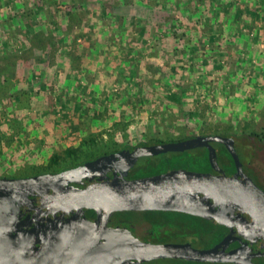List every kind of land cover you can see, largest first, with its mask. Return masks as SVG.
Segmentation results:
<instances>
[{
    "label": "trees",
    "instance_id": "16d2710c",
    "mask_svg": "<svg viewBox=\"0 0 264 264\" xmlns=\"http://www.w3.org/2000/svg\"><path fill=\"white\" fill-rule=\"evenodd\" d=\"M0 6L4 8L0 9V61L3 62L0 67V171L6 172L0 177L8 178H14L8 170L19 169L20 163L16 165L14 153L5 152L4 149L10 148L22 137L26 125L30 123L31 117L26 113L20 117L14 113L24 102L25 106L28 105L25 110L31 109L32 102H41L43 107L36 113L39 116L62 108L59 112L61 117L57 118L61 126L80 137L77 147L66 149V155L75 165L52 170L54 172L133 146L164 144L196 137L199 132L189 128L188 121L201 114L199 100L194 102L192 109L186 98L187 91L194 84L176 81L173 72L174 66L178 65L176 63L169 71L154 61L142 67L140 60L143 54L147 52L150 55L153 51L150 57L164 59L169 52H175L178 60L184 59L190 64L199 61V58L208 63V58L212 56L219 68L223 67L221 57L230 59L233 55L237 58L229 62L234 63L235 68L238 60L246 61V56L250 54L249 43L258 37L259 23L264 30V0H0ZM89 6L96 16L84 34L74 35L70 23L65 28L58 24L64 13L69 21L81 11L89 9ZM140 9L151 14L143 17L139 14ZM91 10L88 11L89 15L93 13ZM35 25L39 26V30H35ZM230 33L234 40L225 38ZM171 37L185 42L180 51L177 48L170 51L164 47L165 40ZM37 38L44 42L47 40V47L39 50L26 66L22 65L23 56L29 58L32 55L28 50ZM115 43L119 46H113ZM52 49L63 57V63L51 65ZM111 50H116L114 59H117L111 67L105 66L106 72L110 71L109 76H114L108 82L111 84H107L108 80H88L84 69L72 64L76 52L79 58L103 64L102 58L107 59ZM119 56L124 58L119 60ZM17 62L21 63V72L17 71ZM245 68L241 63L237 72L228 73L231 76L238 73L243 75ZM106 85H110V88H106ZM231 89L234 90V87ZM156 95L160 99L157 105L151 101ZM165 98L169 103L163 102ZM154 106L156 119L151 118L149 123L157 130L136 135L130 133L128 129L133 124L134 116ZM170 109L176 111L169 114L166 110ZM174 128H179L178 138L169 134ZM228 128L226 132L214 134L232 138L236 152L237 148L242 149L245 145L253 148L264 146V126L259 131H249L247 143L242 135L245 130L241 133L237 126L231 124ZM104 135L108 140H104ZM213 146L219 166L233 175L235 164L225 146L218 142H214ZM6 160L8 163H5ZM51 161L56 163L57 157H52ZM177 165L188 166L193 171L212 172L208 150L197 148L162 154L157 160L146 162L143 167L134 166L129 169L128 179L153 176L173 170ZM32 166L34 175L50 172L39 170L37 164ZM50 166V163L47 164L45 169ZM117 213L141 214L150 224L164 227L171 234L185 239L191 237L192 245L197 241L202 242L203 249L212 247L226 231L222 226L180 212Z\"/></svg>",
    "mask_w": 264,
    "mask_h": 264
},
{
    "label": "water",
    "instance_id": "95a60500",
    "mask_svg": "<svg viewBox=\"0 0 264 264\" xmlns=\"http://www.w3.org/2000/svg\"><path fill=\"white\" fill-rule=\"evenodd\" d=\"M214 142L223 144L232 157L235 164L233 175L219 166ZM197 148L208 150L212 172L173 169L137 179L117 176V170L124 161L134 164L140 157ZM130 168H124L122 173L126 176ZM108 172L113 173L112 178L107 176ZM86 182L88 184L85 185ZM32 196L46 198L44 207L76 209L80 213L84 209L106 214L118 211L180 212L224 225L231 233L236 232V236L229 234L216 246L200 250L190 244H144L115 231L107 236L104 235L105 229L99 235L85 238L73 224L67 227L66 224L54 225L52 222L48 226L28 230L27 223L19 222L17 215L22 207L31 206ZM79 225L84 226V223ZM90 225L94 229L99 226L98 223ZM66 230L71 236L62 237V231ZM113 236L117 244L109 242ZM70 239H78V242L66 241ZM82 239L88 241L82 243ZM257 239H264V190L246 177L233 139L228 137L196 136L183 141L121 150L59 173L0 177V264H59L58 259L66 251L71 252L68 248L62 251L64 247L78 251L80 261L76 264H126L128 257L135 260L132 264L166 258L254 264L251 251ZM231 241H239L240 246L226 251ZM130 248L134 250L128 254ZM137 251L142 254L137 255ZM259 253L264 254V250ZM114 258L117 263H113Z\"/></svg>",
    "mask_w": 264,
    "mask_h": 264
},
{
    "label": "rangeland",
    "instance_id": "374dc122",
    "mask_svg": "<svg viewBox=\"0 0 264 264\" xmlns=\"http://www.w3.org/2000/svg\"><path fill=\"white\" fill-rule=\"evenodd\" d=\"M89 1L92 0H87V2ZM88 8L89 9L87 10L81 11L76 18H71L69 21L67 17H65L66 14L64 13L62 17L59 18L58 24L61 28H65L68 27V23H70V26L73 28L74 35L84 34L85 32H87L86 30L88 29L89 24L93 21L92 18L96 16L95 12L91 10V7L89 6ZM0 9L4 8H1L0 6ZM89 10L93 12L91 15H89L88 13ZM0 14H2V11L0 12ZM139 14L143 17H147V15H150L151 13L144 9H140ZM258 26V37H256L255 41L249 43L250 54L246 56V61H243L241 59L240 61L238 60V62H236L235 64V68H233L234 63L229 62L231 60L234 61L237 58L233 55L230 57V59L221 57L220 63L223 65V67L219 68L216 65V63H218L217 60L214 61V57L212 56L208 58V63H204L202 59L203 57H201L202 60H200L199 58V61L197 60L190 64L188 63L189 61H186L184 59L178 60L175 52H169L168 54H166V58L164 59L150 57L153 51L150 55L147 52L143 54V57L140 60L142 67L148 65L149 62L154 61L160 65H163L165 70L169 71L173 66L172 64L176 63L178 65L174 66L175 71H173L176 81L184 84H194V86H192L187 91L186 98H188V103L193 106L191 107L192 109L195 106L194 102L196 100H199L201 114H199V116H196V118L190 119L188 121V127L197 129V131L199 132L197 136L215 135V132H226L229 129V125L231 124L233 126H237L239 128V132L241 133L243 132V130H245L244 134L242 135L246 137V139H244V142H246L250 137L248 135L249 131H259L261 126H264V30H262L260 23L258 24ZM35 30H39L38 25H35ZM230 35L231 33L227 34L225 38L234 40V38ZM29 44L27 45L28 47L30 46ZM184 44L185 42L181 39L179 40L178 37H171L165 40L164 47L166 49H169L170 51L174 48H177V50L180 51ZM47 45V40H45L44 42V40L40 41L39 38H37L35 42L31 43V49L28 50V53H32V55L29 58L23 56L22 65L26 66L28 63H30L33 59L32 57H36V55H38L39 53V50H45V47H47ZM113 46L119 45L115 43V45ZM246 49L247 48H245L244 50L246 51ZM114 52H116V50ZM114 52L111 50L107 59L102 58L103 64H105L104 62H108V64L106 63L104 66L102 63V65L98 64L97 61L91 62L88 61V59L86 60L82 57L79 58L77 52L74 53L75 56L72 64L73 66L78 67V69L83 68L85 71V76L88 80L99 79L100 82H105V80H108L107 84H111L108 82H110L114 78V76H109L110 71L107 70L106 72L105 66L108 65L109 68L114 65V61L117 60L114 59L116 55V53ZM152 56L155 55L153 54ZM62 58L63 57L59 56V52H57L55 49L51 50L50 62L52 66L57 65V63H63L64 61L62 60ZM118 58L119 60H121V58L124 57L119 56ZM241 63L242 65L247 67L245 68V72L243 73V75L238 73L234 76H231L228 72H233L234 70L237 72ZM2 64L3 62L0 61V67H2ZM20 64L21 63L19 62H17L16 64L18 72H21ZM32 64L36 66L35 63L32 62ZM231 77H233L234 79L232 80ZM232 87H234V90L231 89ZM106 88H110V85H106ZM256 92H258V94ZM151 101L156 102V105L159 104V95L158 97L156 95L154 97V100L152 98ZM163 102L169 103L167 98H165ZM25 105L26 102L21 103L20 106L17 107V110L15 109L16 112L14 113L17 117H20L21 115L26 113L31 117L30 123L26 125L27 129L23 133V136L20 137L14 144H12L10 148L4 149L5 152L12 151V153H14L13 161L16 165L20 163L19 169L15 167L14 170L13 168L12 170H8L9 175H13L14 177L32 176L34 175V168L32 164H37V166H39L38 169L44 171L59 170L64 167L73 165L74 163H71V158L66 155V149L77 147L80 141V137L76 133L72 134L68 132L66 127L61 126V123L57 118L61 117H59V112L62 110V108L58 107V110L50 113L47 112L45 115L39 116L36 115V113L43 107V104L41 102H32V107L30 110H25L27 109L25 107L28 106ZM30 105L31 104H29V106ZM155 110L156 106L151 107L150 109L139 111L134 116L133 124H131L128 131L133 135L140 134V132L144 131H147L149 133L156 131L157 129L149 123L150 120H152L151 118L156 119ZM166 111L169 114H172L176 111V109H170ZM157 114H160V112H157ZM36 116L40 118L35 119ZM147 123L149 125H146ZM178 129L179 128H174V130L171 129V131H169V134H171V136L174 138H178ZM161 135H163V133ZM103 138L104 140H108L107 135H104ZM116 139L121 140L120 137H116ZM249 147L250 145H245V147H243L242 149L237 148L240 162L243 166L246 177L251 179L256 185H258V187L264 190V146L254 148ZM52 157H57L56 163H52ZM157 158L158 157H156L155 159H148L142 157L134 164H131L132 162L129 160L124 161L120 164V167L117 170V176L119 178L128 179L129 175L127 174L125 176L122 173V171H124V168H129L130 166L131 168L133 166L140 168L143 167L146 162L150 160H157ZM5 163H8V160H6ZM49 163L51 166L49 167V169H45L47 168L46 166ZM247 164L249 165V167ZM175 169L193 171V169L189 170L188 166L185 165H177L174 170ZM194 171L200 172L198 170ZM5 173V171H0L1 175H4ZM181 238L183 237L170 235V237H166V239L168 240L166 242L181 243L183 242ZM193 247L197 249H203L202 247H204V244L200 241H197L194 243ZM149 264L189 263H185L181 260L176 259H159Z\"/></svg>",
    "mask_w": 264,
    "mask_h": 264
},
{
    "label": "flooded vegetation",
    "instance_id": "af4514ba",
    "mask_svg": "<svg viewBox=\"0 0 264 264\" xmlns=\"http://www.w3.org/2000/svg\"><path fill=\"white\" fill-rule=\"evenodd\" d=\"M156 145H160V144H156ZM144 146H152V145H144ZM134 147H142V146H133L131 148H134ZM131 148H126V149H131ZM121 150H125V149H121ZM121 150H119V151H121ZM114 153H116V152H114ZM169 153H175V152H168L165 154H169ZM140 158H142V157H140ZM140 158H138L137 160H139ZM144 158L150 159V158H156V156H147ZM95 159H93V160H95ZM90 161H92V160H90ZM74 167H77V166H74ZM74 167H71V168H74ZM248 167H249V165H248ZM242 168H243V166H242ZM67 169H70V168H67ZM67 169H63V170L55 171V172L50 171L47 173H59L61 171L67 170ZM41 174H46V173H41ZM35 175H39V174H35ZM35 175H32V176H35ZM107 176L109 178H112L113 173L108 172ZM26 177H29V176H26ZM86 184H88V182H86L85 185ZM70 185L78 187L75 184H70ZM31 198H32L31 206L30 207H26V206L22 207L20 214L17 215V219L19 222H26L27 223L26 229H28V230H30L31 228H34V227L48 226L52 222L54 223V225H57L60 223L66 224L67 227L69 224H73L79 228L78 233L80 235H83L85 238L92 237V236L94 237L96 235H99V233H101L102 230L105 229L106 232L104 235L110 236L111 231H115L117 233H123L124 236H126V235L131 236V237L137 239L139 242L144 243V244H148V243L154 244V245H158V244H190L193 247V245L190 241L191 237H186L187 240L185 238H182V240H185V241H183L181 243L166 242V241H168L166 239V237H170V235H174V234H171L172 232H168V229H165L164 227L154 226V225L150 224L148 222V220L145 219L141 214H134V215L128 214V213L119 214L117 212H112V213L106 214L105 212H100V211L95 210V209H84L83 213H80V211H78L76 209L75 210L74 209H70V210H68V209H57L53 206L44 207L43 204H45L46 198L39 197V196H32ZM139 217H141V218H139ZM196 217H198V216H196ZM133 218H134V220H133ZM83 220H85V222H83ZM204 220H206V219H204ZM87 221L90 224L91 223H93V224L98 223L99 226L97 227V229H94V227L93 226L91 227V225L88 224ZM206 221H208L214 225H217V226H222L226 230L224 235L221 237V239L218 242H216L212 247L219 244L229 234L236 236V232L231 233L230 229L227 228L226 226L215 224L209 220H206ZM78 222L84 223V226L79 225L80 223H78ZM78 233H77V235H79ZM222 233H220V234H222ZM61 235H62V237L64 235L71 236V234L68 232V230L62 231ZM175 236L178 237L179 235L177 234ZM113 238H115V236H113L109 240V242L111 244H117V241H115ZM66 241L76 244L78 242V239L77 240L70 239V240H66ZM81 241L83 243V242H87L88 240L82 239ZM262 245H264V239H257V241L252 244L251 254L253 255L252 262L254 264H264V254L259 253V251L261 252L262 250H264V248L261 247ZM239 246H240L239 241H231L229 243L226 251L233 250ZM212 247H210V248H212ZM67 248L70 249L71 252L66 251V254L62 258L58 259L57 262H59V264H64V263L65 264L66 263L76 264V261L79 262L80 261V255L78 254V251L75 252L73 250V248H70V247H64V248H62V251L68 250ZM210 248H207V249H210ZM77 249H79V248H77ZM125 250H126V248H125ZM133 250H134L133 248H130V250L127 251L128 254H131V252H133ZM200 250H204V249H200ZM166 259H175V258H166ZM166 259H160V260H166ZM155 260H159V259H153V260L141 262L138 264H149L151 262H154ZM176 260H181L182 262L189 263V264H192V262H195V261H189V260H184V259H176ZM132 262H135V260L128 257L126 259L125 263L126 264H132ZM113 263H117L115 258H114ZM196 263H198V264H207V263L213 264V263H221V262H196ZM84 264H89V263H84ZM221 264H223V263H221ZM224 264H226V263H224Z\"/></svg>",
    "mask_w": 264,
    "mask_h": 264
},
{
    "label": "bare ground",
    "instance_id": "6f19581e",
    "mask_svg": "<svg viewBox=\"0 0 264 264\" xmlns=\"http://www.w3.org/2000/svg\"><path fill=\"white\" fill-rule=\"evenodd\" d=\"M142 253H139L138 251H137V255H141Z\"/></svg>",
    "mask_w": 264,
    "mask_h": 264
}]
</instances>
